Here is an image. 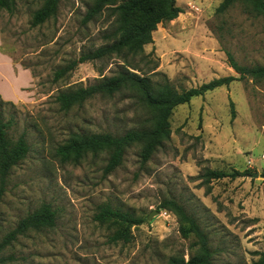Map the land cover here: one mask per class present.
Segmentation results:
<instances>
[{
  "label": "rangeland",
  "instance_id": "1",
  "mask_svg": "<svg viewBox=\"0 0 264 264\" xmlns=\"http://www.w3.org/2000/svg\"><path fill=\"white\" fill-rule=\"evenodd\" d=\"M94 1L60 0L57 15L39 26L32 19L45 0H17L12 13L0 9V51L33 78L26 97L4 105L9 136L17 140L24 134L30 150L8 176L0 240L43 204L57 213L54 227L29 231L5 250V256L13 257L6 264L188 261L197 238L185 237L174 212L161 208L172 199L208 235L213 264H256L264 254L263 81L234 80L179 105L171 116L170 138L146 164L138 145L127 149L123 164L111 173L105 172L108 154L102 151L77 163L56 156L57 146L72 133L122 135L148 125V112L129 92L98 95L67 111L56 102L59 92L113 76L123 64L113 55L79 64L54 80L59 68L113 40L117 23L109 8L84 21ZM221 2L176 0L183 12L158 26L144 54L127 58L130 70L153 80L165 75L182 89L238 76L226 51L242 65L264 64V18L240 4L217 15ZM206 169L250 173L207 183ZM256 172L258 177L252 176ZM104 205L144 219L132 227L129 242L114 241L116 226L96 219ZM155 210L159 213L149 219Z\"/></svg>",
  "mask_w": 264,
  "mask_h": 264
},
{
  "label": "trees",
  "instance_id": "2",
  "mask_svg": "<svg viewBox=\"0 0 264 264\" xmlns=\"http://www.w3.org/2000/svg\"><path fill=\"white\" fill-rule=\"evenodd\" d=\"M17 0H0V9L12 13ZM60 0H45L44 4L34 13L32 25L39 26L57 15ZM240 4L245 11L256 17L264 18V0H222L216 9L217 15H224L235 5ZM109 8L116 17V29L111 35L113 40L99 48L82 54L78 59L68 62L55 72L54 80H59L73 71L79 64L104 59L117 55L123 63L120 70L113 76H104L89 85L79 84L61 91L56 96L62 110H70L98 95L113 96L121 92L135 95L141 107L148 112L147 124L130 129L124 134L81 133L75 132L56 148V156L62 162H79L88 153L108 154L105 172L111 173L123 164L127 149L138 145L142 164L149 162L155 152L168 140L172 134L171 116L174 110L189 103L195 97H202L207 92L222 86H229L234 80L251 78L257 82H264V64L242 65L229 51H226L228 63L238 76L215 78L197 87L177 89L171 81L163 75L162 80H153L147 75H140L131 71L128 57H136L145 52V46L154 43L153 34L160 24H166L176 19L183 9L176 4V0H95L88 10L85 20L93 19L97 14ZM135 69V68H133ZM153 69V71H155ZM155 71L153 74H157ZM5 101L0 96V205L8 176L13 167L23 161L30 150L25 135L17 140L9 136L11 121H4ZM232 115L235 116L234 103L231 102ZM250 170L223 171L206 169L203 177L207 183L212 180L247 176ZM161 208H169L178 217L181 233L185 237L195 236V253L188 261L184 258L172 259L170 264H213L212 252L209 247L208 235L202 230L197 220L190 215L184 206L175 200L164 202ZM57 213L49 204H43L34 212L19 220L17 226L0 240V264L13 260L12 256H5L4 252L10 248L19 237L29 231L52 228L56 223ZM96 219L102 223L110 222L116 226L114 241L129 242L132 238L131 229L144 223V219L133 216L130 212L114 209L110 205L101 207ZM256 264H264V254Z\"/></svg>",
  "mask_w": 264,
  "mask_h": 264
},
{
  "label": "crops",
  "instance_id": "3",
  "mask_svg": "<svg viewBox=\"0 0 264 264\" xmlns=\"http://www.w3.org/2000/svg\"><path fill=\"white\" fill-rule=\"evenodd\" d=\"M32 80L29 69L18 66L9 55L0 51V96L5 101L16 102L26 97V89L31 86Z\"/></svg>",
  "mask_w": 264,
  "mask_h": 264
},
{
  "label": "water",
  "instance_id": "4",
  "mask_svg": "<svg viewBox=\"0 0 264 264\" xmlns=\"http://www.w3.org/2000/svg\"><path fill=\"white\" fill-rule=\"evenodd\" d=\"M171 1H174V0H171ZM258 175H259V173L258 172H256L254 175H252V176H254V177H258ZM159 213V211H157V210H155V211H153L150 215H149V219H152V217L155 215V214H158Z\"/></svg>",
  "mask_w": 264,
  "mask_h": 264
}]
</instances>
